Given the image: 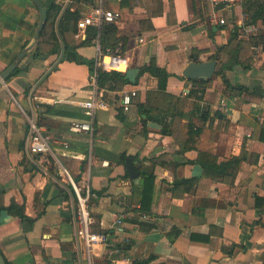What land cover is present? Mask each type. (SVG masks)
Listing matches in <instances>:
<instances>
[{"label": "crops", "instance_id": "crops-1", "mask_svg": "<svg viewBox=\"0 0 264 264\" xmlns=\"http://www.w3.org/2000/svg\"><path fill=\"white\" fill-rule=\"evenodd\" d=\"M41 1L61 9L19 71L0 82V205L16 202L29 218L0 212L8 264H264V0L228 10L210 0ZM101 1L118 19L83 32L78 21ZM68 9L79 13L64 33L75 49L51 53ZM39 19L33 0H0V73L33 42ZM89 27L97 34L86 42ZM97 35L129 58L126 83L93 80ZM210 59V78L183 75L189 62ZM153 63L169 73L165 89L141 70ZM130 89L137 95L126 111L121 94ZM94 93L108 106L96 111L92 133L72 130L89 120L78 102ZM29 118L51 140L45 161L26 147ZM212 158L211 167L201 162ZM59 163L95 194L93 229L108 234L90 259L76 242L74 193Z\"/></svg>", "mask_w": 264, "mask_h": 264}, {"label": "built area", "instance_id": "built-area-1", "mask_svg": "<svg viewBox=\"0 0 264 264\" xmlns=\"http://www.w3.org/2000/svg\"><path fill=\"white\" fill-rule=\"evenodd\" d=\"M219 10H228L239 4L241 0H210ZM119 17V12L107 9L101 1L90 14L84 16L78 21V26L83 32L88 26H99L105 22H115ZM213 18L219 24L227 23L225 16H217L213 13ZM143 39L141 38L140 41ZM96 53L94 60V69L92 78L96 82L100 71H119L125 72L129 67V58L126 55L113 52L110 48H104L101 44L99 35L95 39ZM137 95L136 89L126 90L121 94V104L124 110H129L133 103L134 97ZM89 117L87 121H74L71 129L74 131H84L92 133L91 121L95 118L96 111L100 108L108 106L106 100L100 94H92L89 99L78 102ZM65 146H68L66 143ZM28 151L34 155H46L53 153L51 140L45 135L42 128L38 125L35 118H29L28 137L26 141ZM41 158L45 161V156ZM104 163H108L107 160ZM59 171L66 179L70 188L74 193V209H75V236L76 242L82 247L87 256L91 257L92 251L97 244H106L108 242V234L105 232H97L93 229L95 218L90 211V200L94 197V193L88 185L80 184L75 180L67 168L61 163ZM120 221V220H119Z\"/></svg>", "mask_w": 264, "mask_h": 264}, {"label": "trees", "instance_id": "trees-1", "mask_svg": "<svg viewBox=\"0 0 264 264\" xmlns=\"http://www.w3.org/2000/svg\"><path fill=\"white\" fill-rule=\"evenodd\" d=\"M45 7L47 9L48 15H47V20L45 22V25H44V28H43V30L41 32L40 37L47 33L46 26L48 25L50 27V25L52 24V20L55 17V15H54L55 11L58 10V12H59V10L61 9L60 5L54 4V3H51V4H49V5L45 6ZM64 15H65L64 18L58 24V27H57L58 31L56 29V32H55V30L52 32V36L54 37V39H56V43H54V47L50 48L49 52H51V53H55L57 51H60L63 44H64L66 50L67 49H75L74 46H71L66 41V37H65L64 33H65V30H67L70 27V25H68V23L71 20L76 25L77 20L79 18V13L77 11L75 12V11H71V10L68 9V10H66ZM114 27L115 26L113 24H110V25H107L104 28H102L103 40H108L109 39L108 35H107L108 31L111 30V29H114ZM96 34H97L96 28L89 27L88 33H87V38L85 39L86 42H90L91 39L94 36H96ZM59 36L62 39V43H60L57 40ZM106 47H109V46L106 45ZM110 49L113 52H116L112 48H110ZM37 55H39V52H38ZM88 63L91 66V70H93L94 69L93 68L94 67V62L89 60ZM141 70L148 71L153 76L157 77L158 78V83H159V88H161V89H165L166 88L167 80H168V77H169V73L164 68H161V67H159V66H157L156 64L153 63L151 65L145 66ZM18 71H19V67H17L13 71L11 76L16 74ZM127 81H128L127 78L122 73H120L119 71H100L99 74H98V77H97V84L101 88H103V87L115 88L117 86L118 82L126 83ZM150 117L154 118L153 115H150ZM123 160H125V156L123 157ZM233 160H235V159L233 158ZM214 161H215L214 158H212L211 160H208V162L206 160H204V159H201V162L203 163V165L206 168H208V166L211 167L213 165ZM152 178H153L152 176L146 177L145 183H144V185L142 186V189H141V201H142V207L144 209H145V206H146V201L150 200L151 197H152V193H153V188H152V180L153 179ZM3 209L9 211L10 213L16 214L22 220L29 219L26 216L25 212H24V207L22 205H20V204H17L16 202H12L9 206L0 205V212ZM7 264H8V262H7ZM140 264H147V263L146 262H141Z\"/></svg>", "mask_w": 264, "mask_h": 264}, {"label": "water", "instance_id": "water-1", "mask_svg": "<svg viewBox=\"0 0 264 264\" xmlns=\"http://www.w3.org/2000/svg\"><path fill=\"white\" fill-rule=\"evenodd\" d=\"M33 2L36 4L40 13V19L34 34V40L19 53L17 58L13 60L11 64H9V66L4 71L0 73V82H4L8 77L11 76L13 71L18 67L21 60L26 55V53L36 45L41 35V32L44 28L48 15L47 9L41 0H33ZM216 64L217 61L214 59L200 61V62L191 61L184 68L183 75L191 79H195V78L208 79L214 74ZM126 164L130 177L137 179L139 176V171L136 165L134 164L132 157H128L126 159ZM0 264H7L6 259L3 253L1 252V250H0Z\"/></svg>", "mask_w": 264, "mask_h": 264}]
</instances>
